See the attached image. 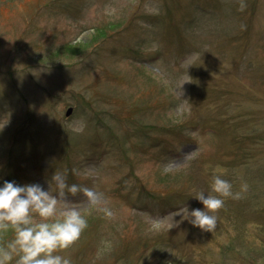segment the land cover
<instances>
[{"label":"rangeland","instance_id":"1","mask_svg":"<svg viewBox=\"0 0 264 264\" xmlns=\"http://www.w3.org/2000/svg\"><path fill=\"white\" fill-rule=\"evenodd\" d=\"M243 3L0 0V187L72 168L103 194L58 204L88 223L71 264H264V0ZM214 175L248 191L202 232L178 212Z\"/></svg>","mask_w":264,"mask_h":264},{"label":"clouds","instance_id":"2","mask_svg":"<svg viewBox=\"0 0 264 264\" xmlns=\"http://www.w3.org/2000/svg\"><path fill=\"white\" fill-rule=\"evenodd\" d=\"M246 4L241 0L240 9ZM57 192L53 194L38 183L19 185L15 181L3 182L0 187V233L11 230L14 238L5 246H0V264H71V260L59 253L72 248L80 239L88 223L81 211L76 208L58 209V204L66 201L68 195L78 193L95 205L103 199V194L76 184L69 185L63 174L54 173L51 177ZM248 185L241 191L233 192L232 184L214 175L211 193L198 192L194 198L203 205V210L189 211L187 207L178 215L202 232H213L217 227V215L228 198L240 199ZM107 217L114 213L109 208L100 209ZM152 227L159 229V222Z\"/></svg>","mask_w":264,"mask_h":264},{"label":"trees","instance_id":"3","mask_svg":"<svg viewBox=\"0 0 264 264\" xmlns=\"http://www.w3.org/2000/svg\"><path fill=\"white\" fill-rule=\"evenodd\" d=\"M174 28L176 29V30H178L177 28H176V26H174ZM109 34H113V33H109ZM182 38V35H181V32L180 33H178V39L180 40ZM83 47H84V44L82 45ZM134 59H135V56H134Z\"/></svg>","mask_w":264,"mask_h":264},{"label":"water","instance_id":"4","mask_svg":"<svg viewBox=\"0 0 264 264\" xmlns=\"http://www.w3.org/2000/svg\"><path fill=\"white\" fill-rule=\"evenodd\" d=\"M71 112H72V111H71V110H69V111H68V113H67V115H69Z\"/></svg>","mask_w":264,"mask_h":264},{"label":"bare ground","instance_id":"5","mask_svg":"<svg viewBox=\"0 0 264 264\" xmlns=\"http://www.w3.org/2000/svg\"><path fill=\"white\" fill-rule=\"evenodd\" d=\"M125 58H129V57H125Z\"/></svg>","mask_w":264,"mask_h":264}]
</instances>
